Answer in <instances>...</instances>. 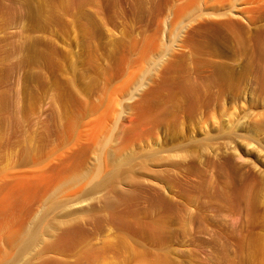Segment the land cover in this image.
Segmentation results:
<instances>
[{"label": "rangeland", "instance_id": "obj_1", "mask_svg": "<svg viewBox=\"0 0 264 264\" xmlns=\"http://www.w3.org/2000/svg\"><path fill=\"white\" fill-rule=\"evenodd\" d=\"M0 2V264H264L235 202L215 251L210 187L216 119L264 113V0Z\"/></svg>", "mask_w": 264, "mask_h": 264}, {"label": "bare ground", "instance_id": "obj_2", "mask_svg": "<svg viewBox=\"0 0 264 264\" xmlns=\"http://www.w3.org/2000/svg\"><path fill=\"white\" fill-rule=\"evenodd\" d=\"M230 31L229 33L231 34L232 32ZM246 84H250V81H247ZM232 101L233 103L236 101L235 97L232 98ZM241 111L243 110L241 109ZM221 118L222 117H220V119ZM220 119H216L214 122L215 126L212 132L214 133V135H212L214 145L212 149L214 150V154L212 157L213 169L210 180L211 198L214 208L213 216L215 217L214 249L216 252H219L221 249L219 243L222 241L221 238L223 236L220 232L222 231L220 230L219 224V219L222 217L220 214L222 210L226 209L229 203L235 202L243 212V221L241 220V224L242 226L244 225V227L247 226V228L245 227L246 229L244 228L245 231H247L248 227L250 230V226L254 225V223H256V226H254L257 227L259 225L260 215L264 213V172L259 171V169L257 170L255 167H249V165H247L249 161L247 159L242 160L241 157H238L240 155H238L237 158L234 155V158L228 150V147L231 149V145H233L235 152L240 151L244 156L248 155L252 162L258 161V155L261 154L259 150H264V113L254 115V113L243 112L240 117V115L238 116L236 113V108H234L225 121L222 122ZM238 159L241 161L239 160V162ZM252 162L250 164H252ZM249 223H252V225ZM254 226H252V228ZM244 234L243 237L245 238L247 235L245 234L246 236H244ZM241 239L242 238L239 239L240 242L243 240ZM245 243H243V245H245ZM250 248L251 247H248L249 251L251 250ZM241 249L242 252L247 251L248 253L246 247L242 246ZM254 251L263 252L262 249H256Z\"/></svg>", "mask_w": 264, "mask_h": 264}]
</instances>
